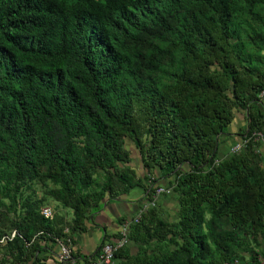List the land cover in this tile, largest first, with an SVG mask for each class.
<instances>
[{
	"label": "trees",
	"instance_id": "obj_1",
	"mask_svg": "<svg viewBox=\"0 0 264 264\" xmlns=\"http://www.w3.org/2000/svg\"><path fill=\"white\" fill-rule=\"evenodd\" d=\"M263 91L264 0H0V264L162 180L175 217L149 206L114 264H264Z\"/></svg>",
	"mask_w": 264,
	"mask_h": 264
},
{
	"label": "crops",
	"instance_id": "obj_2",
	"mask_svg": "<svg viewBox=\"0 0 264 264\" xmlns=\"http://www.w3.org/2000/svg\"><path fill=\"white\" fill-rule=\"evenodd\" d=\"M232 131L233 133L237 132L236 129H232ZM225 148H227L226 144L223 146V150ZM135 151H137V154L132 155L131 166L136 169L138 177H144L147 169L142 156L138 155V149L136 148ZM143 184L133 188L129 193H122L115 198L107 197L102 207L87 220L85 228L74 233V252L82 263H87L93 259L105 237L112 241L119 239L124 222L135 216L141 207L147 183L144 182ZM160 184L166 185V182L162 180ZM158 202L160 211L165 214V217L170 216L172 220L179 209L177 197L173 194L163 195L158 199ZM58 211L61 214H67L68 219L72 218L64 209H58ZM49 245L53 246L51 251L41 253V256L45 259L43 263L61 264L57 259L58 245L52 242H49ZM144 246L142 243L130 240L123 255L134 257L139 254ZM123 259L118 258L116 264Z\"/></svg>",
	"mask_w": 264,
	"mask_h": 264
},
{
	"label": "built area",
	"instance_id": "obj_3",
	"mask_svg": "<svg viewBox=\"0 0 264 264\" xmlns=\"http://www.w3.org/2000/svg\"><path fill=\"white\" fill-rule=\"evenodd\" d=\"M261 96L264 98V91L262 92ZM256 137L260 138L261 141L264 143L263 133H257ZM246 142L247 140H242L234 144L230 149L231 153L239 152L244 147ZM172 190H173L172 187H168L166 185H160L159 187H157L152 201L146 203V205L140 208L135 217L131 219H127L124 222L121 236L119 237V239L113 243L108 240L103 241L94 259H91L87 263H82L75 255L74 241L72 240L71 237H63L57 239V245H58L57 259L61 264H114L115 252L119 248L129 243L128 229L130 223L133 221H138L142 213H144V211L149 206H154L161 196L166 194L168 195L171 194ZM41 213L45 216V218L53 219L56 211L53 206L46 205L42 207ZM65 233H69V228H66Z\"/></svg>",
	"mask_w": 264,
	"mask_h": 264
},
{
	"label": "rangeland",
	"instance_id": "obj_4",
	"mask_svg": "<svg viewBox=\"0 0 264 264\" xmlns=\"http://www.w3.org/2000/svg\"><path fill=\"white\" fill-rule=\"evenodd\" d=\"M239 121H236V123L234 124L233 126V129H236L237 131L239 130ZM235 138V137H233ZM128 145H129V148L131 149V152H132V155H135L137 154V151H135L136 147L134 145V143L132 142V140L128 139ZM225 145V144H224ZM138 155L140 156L141 153L139 154V150H138ZM142 156V155H141ZM51 206L55 207V209H64L66 211V213H68L69 216L72 217L73 215V212L71 209H65L64 207H62V205H60L58 202H54L53 200L49 201V203ZM67 215V214H66ZM65 215V216H66Z\"/></svg>",
	"mask_w": 264,
	"mask_h": 264
}]
</instances>
